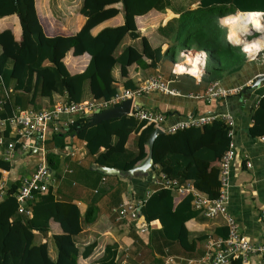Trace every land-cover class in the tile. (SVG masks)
<instances>
[{
    "label": "trees",
    "instance_id": "obj_1",
    "mask_svg": "<svg viewBox=\"0 0 264 264\" xmlns=\"http://www.w3.org/2000/svg\"><path fill=\"white\" fill-rule=\"evenodd\" d=\"M195 2L125 0L127 11L124 23L106 26L94 33L99 25L122 11V3L121 0H83L78 26L82 23V17L85 21L80 30L68 36H51L46 33L40 20L36 0H0V23L18 18L14 22L10 21V24H0V101H4L2 117H11L23 109L40 111L51 108L61 100H111L122 89H136L148 78L138 77L140 74L129 78L132 65L146 70L156 68L165 59L176 64L184 49L194 48L207 53L206 74L201 85H207V89L219 82L222 71H228V74L235 72L245 61L242 47L227 40V29L221 24V17L237 10L261 11L258 6L264 7V0H199L198 7L189 8ZM167 9L179 16L172 18L166 25L158 26V32L170 41V46L163 52L161 46L153 47L149 38L138 29L150 19L148 16L166 19ZM15 28L20 31L19 37ZM129 37L135 43L125 45ZM68 51L71 55L67 58ZM85 54L88 56L85 69L78 73L72 72L69 66L71 69L75 66L72 64L73 58L84 56L87 63ZM117 68L122 77L128 78L122 88L115 84L118 81L114 74ZM211 69L216 72L213 77H208ZM262 106L264 98L260 109H263ZM91 120V115L80 117L75 125L63 126L64 131H59L52 140L46 141V159L53 170L59 169L61 154L50 144L65 148L69 143H64L63 137L72 136ZM154 129L153 123L147 124V121L138 120L132 115H124L85 128L76 135L86 141L88 155L94 156L98 165L126 171L147 158V141ZM257 132L259 135L264 132V121ZM132 133H136L135 151L127 147ZM5 134L8 135V131ZM229 147L228 127L221 118L213 120L205 130L198 126L165 132L154 143V169L182 184L192 181L196 188L216 198L221 187L220 162ZM0 167L11 169V162L0 160ZM70 167L71 171L62 180L67 177L66 180L79 181L78 168L81 166L73 162ZM94 172L117 181L109 191L111 194L108 199L111 196L109 200L112 207L122 203L123 194L128 189L126 179L88 169V173ZM145 182L150 185V180ZM98 183L99 180L94 178V186ZM19 185V182H13L8 193L0 198V264H79L80 256L87 258L93 255L99 246L98 241L88 243L82 251L76 243L77 235L83 230L82 222L90 224L96 221L98 205L92 201V193L89 208L80 223L76 219L79 211L73 203V197L61 195L62 198H57L53 186L44 193H37L31 203L32 216L20 214L16 199ZM153 189L143 199L142 211L145 221L151 223L159 220L162 227L151 230L147 246L142 239L138 240L147 248L144 264H166L169 259L173 264L178 257H196L198 254L194 252L199 239L190 240L186 227L187 221L200 212L193 207L192 194L188 193L181 201L175 202L174 189ZM71 211L75 214L74 219L70 216ZM52 219L59 222L63 230L61 233L49 235ZM221 235L227 237L228 234L224 231ZM142 245L136 243L135 254H140ZM118 253L117 242L107 244L97 261L99 264H118ZM230 264L243 263L241 258H236Z\"/></svg>",
    "mask_w": 264,
    "mask_h": 264
},
{
    "label": "crops",
    "instance_id": "obj_2",
    "mask_svg": "<svg viewBox=\"0 0 264 264\" xmlns=\"http://www.w3.org/2000/svg\"><path fill=\"white\" fill-rule=\"evenodd\" d=\"M82 3L83 0L79 10ZM199 3V0H196V2L189 8H196ZM258 3L262 4V2ZM36 6L46 33L51 36L64 35L60 33L61 28L57 27L56 20L54 19V21H52L54 16H56L55 13H51L50 15L45 13L44 15L43 9H39L38 4H36ZM258 8L262 10L247 12H264L263 6L259 5ZM79 16L82 15L80 13L70 15L68 21H65L66 25L71 28V34L77 33L85 21V18L82 17V23L78 26ZM178 16L179 14L171 9H167L166 19H162L159 16H148L150 19L144 22V26L138 30H141L142 34L149 38L153 47L161 46L162 51L164 52L170 46V41L158 32V27L150 29V26H152L151 23L156 19L155 23L158 26L166 25L168 21ZM158 17L160 20H158ZM13 18L10 20L14 22ZM73 19L74 21H72ZM239 19L242 20L243 18L240 16ZM220 21L227 29L228 40V28L224 23V16L221 17ZM123 23L124 13L121 11L99 25L94 30V33L99 32L103 27L117 26ZM262 24V27H264V17ZM53 26L56 27V29H54ZM251 26L249 25V27ZM252 37H256L254 38L255 44L264 47V29L261 33H255ZM124 43L125 45H129L135 43V41L129 37ZM235 45L240 46L239 44ZM184 51L185 49L181 51L180 56L182 59ZM242 52L245 56V61L237 71L229 74L228 71H222L223 76L222 79L219 80L222 86L233 89L239 87L245 88L249 85L251 80L255 79V77L264 74V61L250 60L247 53L243 51V48ZM69 55H71L70 51L66 53V57L68 58ZM85 56L87 55L85 54ZM73 59L74 61L72 64L75 66H73L72 69L69 66V69L72 72L76 71V73L82 72L88 64V56L87 63L84 56ZM182 59L179 60V62L182 61ZM174 65L175 63L169 59L161 61L156 68H149L146 70L137 68V65H132L129 68V78L137 74H140L138 77L141 76L144 78L158 73L170 78ZM114 74L118 80L115 82L116 86H118V88L124 87V82L128 80V78L121 76L119 68L114 71ZM177 83H183V86L188 92H183L175 85ZM175 84L174 86L181 91L180 95L151 91L140 95L137 98V102L143 108L161 111L166 117V121L161 124L164 128H168L176 122L191 119L198 115H214L216 118H220L223 115L229 114L234 118L233 140L236 145L237 153L231 166L227 208L229 213L239 222L242 232L251 241L256 243L264 242V143L259 141V133L257 132L259 126L264 121V106H262L263 109H260L261 100L264 98V83H261L257 88L248 89V92L243 94V97H240L239 93H236L223 98H208L205 96L207 85L201 86V84L197 83L190 75H183ZM147 124L151 123L147 122ZM153 125L156 129V124L153 123ZM202 127L205 130L207 125ZM63 129L62 123L54 122L51 125L50 130L46 131L43 135H38L35 138V141H32L34 144L38 143L37 148H33L27 152L16 153L11 161V169L2 168L8 171L7 179L11 185L13 182L20 183V180L25 175L30 174L36 168V165L42 158L43 153L41 148L44 147L47 152L46 141L52 140L54 134H57L59 131H64ZM209 132L210 130L207 133ZM76 134L77 133L70 137H63L64 143H69L65 148H62V145L61 147H58L57 145L55 146L53 143L50 145L54 150L61 154L59 169L53 170L56 179L55 184L53 185L55 196L57 198H62L61 195L73 197V203L79 211L76 219H79L80 223L89 208L92 194V201H95L98 205L96 221L90 224H87L84 221L82 222L83 230L77 235L76 243L78 244L80 251L92 241H98L99 246L95 249L93 255H90L87 258L80 256L78 260L79 264H99L97 260L102 257L105 246L114 242H117L119 245V253L117 256L118 264H141L140 258L146 256L147 248L145 247V249L142 250V253L135 254L136 241L142 239L145 242V246H147L146 243L150 237L151 230L154 228H161L162 224L159 220H155L152 222V225H150L147 232L141 233L140 231L138 232L135 230L136 225L142 226L148 222L145 221L144 215H139L138 211V221L133 222L128 219L117 220V218L112 215L111 209L113 207L109 200L111 196L109 199L108 196L111 194L109 191L116 185L117 181L113 177L99 176L98 173L96 174L95 172L93 174L88 173V169L96 171L100 165L94 161V156L88 155L86 141L79 139ZM135 137L136 133H132L127 143V147L132 151L136 150ZM101 150H104V148ZM147 150L149 152V147H147ZM31 159H34L35 162H32ZM73 162L78 163V166L84 168L83 170H81V167L78 168V173H80L79 181L74 180L72 182L71 180H66L67 177L62 180L65 178L67 172L71 171L70 164ZM248 162L251 163V166L247 165ZM59 175L61 176L60 178L58 177ZM94 178L99 180L97 186H94ZM146 180H150V185L148 183L146 184ZM126 181L128 183V189L123 194V202H129L136 205L138 210V207L142 206L141 203L143 199L151 194H148V192L154 190V187L152 186L153 174L150 177H135L130 180L126 179ZM174 193L175 202H178L189 192L181 193L180 191L174 190ZM191 194L193 196V193ZM70 216L73 219L75 218L73 211H71ZM53 219L50 221L51 231L49 235L61 233L63 231L59 222ZM186 227L189 231L190 240L199 239L196 244V251L194 252V254L198 255L193 258H178L184 260L183 264H213L212 260L216 248L214 246L210 248L209 244L219 237H223V235H221L222 232L225 231V233L228 234V227L225 219L222 217L209 219L199 212L197 216L187 221ZM169 260L171 262V259ZM247 264H263L261 254L257 252L251 254Z\"/></svg>",
    "mask_w": 264,
    "mask_h": 264
},
{
    "label": "built area",
    "instance_id": "obj_3",
    "mask_svg": "<svg viewBox=\"0 0 264 264\" xmlns=\"http://www.w3.org/2000/svg\"><path fill=\"white\" fill-rule=\"evenodd\" d=\"M254 13L263 21L264 12H247L237 11L236 13L224 16V23L228 28V40L233 44H239L243 49L255 44L252 37L255 33H261L264 27L255 25L254 21L248 23V28L241 33L240 42L234 41L230 37L232 32V25L226 23V18L238 14ZM249 25L251 27H249ZM248 43H251L248 46ZM198 53L199 61L197 67L195 66V59ZM250 60L264 61V47H260L257 51L255 48L247 53ZM207 53L201 50L187 49L183 53L182 61L176 63L171 72V77H165L163 74L150 75L138 88L136 89H122L120 93L114 96L111 100L96 99L83 100L79 102H68L61 100L51 108H44L40 111L34 109H23L17 114L3 118L1 113L4 110V101H0V160L11 162L16 153L27 152L33 148L38 147V143L34 144L35 138L38 135H43L48 126L54 122H60L64 127H72L76 124L78 118L91 115L96 109H105L112 106L120 105L127 99H133V104L129 115H133L139 120L155 123L157 127L164 130V132H175L178 129L188 127H198L210 124L216 119L214 115H198L191 119L176 122L168 128H164L163 124L166 121L165 115L161 111L143 108L138 102L137 98L145 92L158 91L171 95H180L181 91L174 86L183 75L192 76L197 83H201L203 76L206 74ZM195 69V71H193ZM253 82L251 80L249 85ZM243 87L226 88L220 82H216L205 90V96L208 98H223L231 94L240 93ZM226 122L228 127V137L230 139V147L224 153L220 162V182L221 187L219 195L216 198L209 197L202 192L195 185L189 181L187 183H180L176 179L169 178L165 173H153V185L156 188L174 189L177 191L193 193V206L200 211L204 217L215 219L222 217L226 221L228 227L227 237H219L209 244V247H215V255H213V264H230L232 259L241 258L243 264L248 263L251 254L257 252L262 256L264 264V242L256 243L251 241L241 230L239 222L233 217L227 208L228 204V186L231 177L232 162L236 157L237 149L233 140L234 118L229 115L220 117ZM8 131V135L5 134ZM259 141L264 143V132L259 135ZM42 158L38 162L36 168L25 175L20 180V185L16 194L18 202V212L20 214L32 216L33 210L31 203L35 199L37 193H44L48 191L49 187L55 184L54 171L47 162L46 151L44 147L41 148ZM251 166V163H247ZM2 174L0 178V198H3L9 191L11 183L7 179L5 169L0 168ZM153 191V190H152ZM149 191L148 194L152 193ZM112 215L117 220L128 219L130 221H138V212L136 205L129 202H122L111 209ZM151 223H145L140 227V232L145 233L149 230Z\"/></svg>",
    "mask_w": 264,
    "mask_h": 264
},
{
    "label": "water",
    "instance_id": "obj_4",
    "mask_svg": "<svg viewBox=\"0 0 264 264\" xmlns=\"http://www.w3.org/2000/svg\"><path fill=\"white\" fill-rule=\"evenodd\" d=\"M15 1L17 2L18 0ZM121 3H122L121 10L125 14L127 11L125 0H121ZM261 83H264V74L255 77V79L250 85L243 88L242 91L239 93L240 97H243V94H246L248 92L247 91L248 89L257 88ZM132 104H133V99H127L117 106H112L105 109H96L91 113L92 120L86 126L82 127V129L81 128L77 129L76 133L78 134L81 130L96 125L102 121L118 118L124 115H129ZM163 133L164 130L159 127H157L151 133L147 141L149 147L148 156L141 164L134 166L126 171H122L121 169L116 167H108L103 165H100L98 167V170L105 175H116L121 179L130 180L135 177H150L154 173V154H153L154 143L156 138ZM137 211L139 212L140 216L143 215L142 206H139ZM166 264H172V263L168 261L166 262Z\"/></svg>",
    "mask_w": 264,
    "mask_h": 264
},
{
    "label": "rangeland",
    "instance_id": "obj_5",
    "mask_svg": "<svg viewBox=\"0 0 264 264\" xmlns=\"http://www.w3.org/2000/svg\"><path fill=\"white\" fill-rule=\"evenodd\" d=\"M81 2H82V0H36V4H39V6H40L39 9H43V14L44 15H45V13H48L49 15L51 13H55L56 16H54L52 21H54V19L56 20L57 27L61 28L60 29V33H62L64 35L71 34V32H72L71 28L68 25H66L65 21L66 22L68 21V18H69L70 15H75V14L79 13V7L81 5ZM13 19H17L18 20V18H16V17H14ZM10 21H11L10 19H7V20H4L2 22H4V24H10L9 23ZM72 21H74V19ZM155 21H156V19L154 20L153 23H151L152 26H150V29H153V27H158V25L155 23ZM14 31L17 34V36L19 37L20 31L16 30V28H15ZM181 59L182 58L180 56L179 60H181ZM215 72L216 71L214 69H211L210 71H208V77H213ZM184 77H187V76H184ZM175 85L177 87H179L183 92H188V90L183 86V83H177ZM31 161L35 162L34 159H31ZM140 227H141L140 225H136L135 230L139 232L140 231ZM136 242L139 243L140 245H142L140 241H136ZM144 249L145 248L142 245V249L141 250H144ZM141 253H142V251H141ZM144 258L145 257H141L140 258L141 264H144L143 263L144 262ZM168 261L170 262V260H168ZM183 262H184V260H180L178 258H175L173 264H175V263L183 264ZM170 263H172V262H170Z\"/></svg>",
    "mask_w": 264,
    "mask_h": 264
},
{
    "label": "bare ground",
    "instance_id": "obj_6",
    "mask_svg": "<svg viewBox=\"0 0 264 264\" xmlns=\"http://www.w3.org/2000/svg\"><path fill=\"white\" fill-rule=\"evenodd\" d=\"M240 16L243 18L242 20L239 19ZM225 21L226 23H229L232 25L233 29H232V32L230 33V37L236 42L241 41L240 39L241 33H243V31H245L248 28V23L250 21H254L255 25H259V26L262 25V21L260 20L259 17H256V14L254 13L238 14V15L230 16V17H227ZM250 44L251 43H248V46H250ZM199 56L200 54L198 53L197 58L194 61L196 67L200 59ZM193 71H195V69Z\"/></svg>",
    "mask_w": 264,
    "mask_h": 264
},
{
    "label": "clouds",
    "instance_id": "obj_7",
    "mask_svg": "<svg viewBox=\"0 0 264 264\" xmlns=\"http://www.w3.org/2000/svg\"><path fill=\"white\" fill-rule=\"evenodd\" d=\"M251 48H255L257 51H259L260 50V45H258V44H253V45H251L250 47H245L244 49H243V51L245 52V53H248L250 50H251ZM52 168V167H51Z\"/></svg>",
    "mask_w": 264,
    "mask_h": 264
}]
</instances>
